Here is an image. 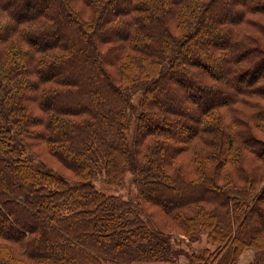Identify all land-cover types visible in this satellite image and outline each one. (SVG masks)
<instances>
[{"label":"trees","instance_id":"trees-1","mask_svg":"<svg viewBox=\"0 0 264 264\" xmlns=\"http://www.w3.org/2000/svg\"><path fill=\"white\" fill-rule=\"evenodd\" d=\"M169 220L264 264V0H0V264H177Z\"/></svg>","mask_w":264,"mask_h":264},{"label":"rangeland","instance_id":"rangeland-1","mask_svg":"<svg viewBox=\"0 0 264 264\" xmlns=\"http://www.w3.org/2000/svg\"><path fill=\"white\" fill-rule=\"evenodd\" d=\"M138 93L135 92V95L131 98L132 103H134L135 98L138 96ZM177 102H172L175 105ZM134 127V122L131 121L129 125V133L132 132ZM180 133L183 134V131L180 130ZM40 151V150H39ZM43 157V154H40ZM44 159L47 162L58 169L59 172L66 174L65 169L62 165L54 159H51L49 156L44 155ZM95 188L100 189L108 194H115L120 196L123 199L129 200L132 204L136 202V190L133 183V175L131 172L126 171L119 183L116 185H109L103 175H99L92 180ZM158 214L152 215V218L155 221H160L162 218H159ZM165 231L173 232L170 238V244L179 250L178 254L175 257L177 264H197L193 259L190 258L192 253L199 254L203 249L208 248L209 251H215L216 244L213 243L206 235L205 232L199 231L194 238H188L183 234H177L181 229L177 224L169 220L166 223L161 225ZM175 232V233H174ZM254 257V251L251 248H245L240 255L236 258L233 264H248ZM211 258H209L210 260ZM212 264V263H209ZM214 264V263H213Z\"/></svg>","mask_w":264,"mask_h":264}]
</instances>
